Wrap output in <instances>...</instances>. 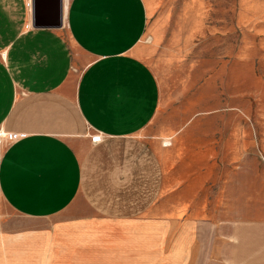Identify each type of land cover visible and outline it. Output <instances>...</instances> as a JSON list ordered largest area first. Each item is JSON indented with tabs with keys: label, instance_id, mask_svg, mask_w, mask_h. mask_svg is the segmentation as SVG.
I'll use <instances>...</instances> for the list:
<instances>
[{
	"label": "crops",
	"instance_id": "1",
	"mask_svg": "<svg viewBox=\"0 0 264 264\" xmlns=\"http://www.w3.org/2000/svg\"><path fill=\"white\" fill-rule=\"evenodd\" d=\"M63 1L64 26L36 28L33 0H0V264H245L264 114L196 110L155 146L146 1Z\"/></svg>",
	"mask_w": 264,
	"mask_h": 264
},
{
	"label": "rangeland",
	"instance_id": "2",
	"mask_svg": "<svg viewBox=\"0 0 264 264\" xmlns=\"http://www.w3.org/2000/svg\"><path fill=\"white\" fill-rule=\"evenodd\" d=\"M145 1L149 21L138 50L157 75L162 98L144 136L157 146L165 131L188 129L190 116L207 107L216 115L233 113L244 104L250 116L264 114V0ZM224 117L229 126L236 123L232 116ZM220 121L213 123L224 124ZM171 190L167 188L162 205H173ZM244 203L249 218L264 211L253 199ZM247 232L264 239V229ZM260 239L247 243L245 264H264Z\"/></svg>",
	"mask_w": 264,
	"mask_h": 264
},
{
	"label": "water",
	"instance_id": "3",
	"mask_svg": "<svg viewBox=\"0 0 264 264\" xmlns=\"http://www.w3.org/2000/svg\"><path fill=\"white\" fill-rule=\"evenodd\" d=\"M33 25L36 28H62L64 1L33 0Z\"/></svg>",
	"mask_w": 264,
	"mask_h": 264
},
{
	"label": "built area",
	"instance_id": "4",
	"mask_svg": "<svg viewBox=\"0 0 264 264\" xmlns=\"http://www.w3.org/2000/svg\"><path fill=\"white\" fill-rule=\"evenodd\" d=\"M100 138H101V137H100V136H98L96 139H97V140H99Z\"/></svg>",
	"mask_w": 264,
	"mask_h": 264
}]
</instances>
